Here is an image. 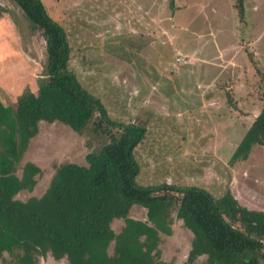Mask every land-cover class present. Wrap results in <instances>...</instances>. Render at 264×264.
Segmentation results:
<instances>
[{
	"label": "rangeland",
	"instance_id": "rangeland-1",
	"mask_svg": "<svg viewBox=\"0 0 264 264\" xmlns=\"http://www.w3.org/2000/svg\"><path fill=\"white\" fill-rule=\"evenodd\" d=\"M41 1L67 33L70 67L82 86L111 118L146 127L135 150L138 184L195 185L217 199L230 191L241 205L264 211V144L230 162L264 103V0H243L242 17L236 0H175L173 11L168 0ZM44 50L19 8L0 0V101L14 106L25 88L37 91ZM106 140L88 128L40 121L14 163L19 178L32 169L27 163L36 173L15 199L40 196L58 166L84 164ZM129 216L147 220L139 205ZM122 225L111 223L115 232ZM170 228L160 233L158 259L183 264L192 233L174 212ZM4 256L0 264H9ZM38 264L68 262L48 253Z\"/></svg>",
	"mask_w": 264,
	"mask_h": 264
},
{
	"label": "trees",
	"instance_id": "trees-1",
	"mask_svg": "<svg viewBox=\"0 0 264 264\" xmlns=\"http://www.w3.org/2000/svg\"><path fill=\"white\" fill-rule=\"evenodd\" d=\"M45 41L37 91L25 88L14 106L0 101V258L9 264H38L48 253L68 264H171L158 259L160 233L171 232V215L192 233L183 264L200 256L203 264H264V211L241 205L230 191L215 198L195 185L162 182L141 185L137 146L146 127L110 117L101 99L82 86L70 67L71 47L64 27L41 0H11ZM173 11L175 0H168ZM243 16V0H236ZM60 121L73 130L89 129L107 140L85 156V163L58 166L40 196L15 199L31 185L34 172H14L40 121ZM264 144V103L245 131L230 162L247 158ZM34 186V184H33ZM32 186V187H33ZM133 205L147 220L129 216ZM115 219L123 225L111 227ZM112 245L111 253L108 247Z\"/></svg>",
	"mask_w": 264,
	"mask_h": 264
}]
</instances>
